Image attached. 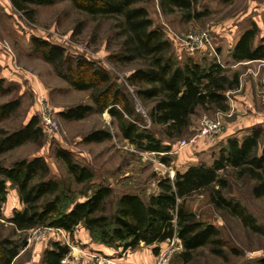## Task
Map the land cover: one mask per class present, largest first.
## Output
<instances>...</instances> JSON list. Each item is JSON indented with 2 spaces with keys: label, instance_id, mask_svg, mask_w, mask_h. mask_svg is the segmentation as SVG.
Instances as JSON below:
<instances>
[{
  "label": "trees",
  "instance_id": "trees-1",
  "mask_svg": "<svg viewBox=\"0 0 264 264\" xmlns=\"http://www.w3.org/2000/svg\"><path fill=\"white\" fill-rule=\"evenodd\" d=\"M57 0H11L13 6L28 15L35 14L30 5H48ZM73 5L93 17L114 19L116 35L120 38L119 52L112 55L120 62L140 61L128 77L142 100L151 102L149 116L154 125L163 126L168 139L182 137L190 126L191 118L199 108L225 111L229 108L227 92L240 85L239 74L232 76L217 60L197 59L189 54L183 61L173 55V42L164 30L154 24L146 0H70ZM164 15L179 14L184 22L206 16L200 11L198 0H157ZM230 3L235 0H222ZM258 27L253 24L243 31L235 43L231 57L236 62L264 60V42L255 43ZM34 49L56 73L75 89L91 90L92 104H77L61 111L66 120L83 119L93 112H109L117 119L123 138L137 148L155 152H170L171 145L163 143L153 131L139 125L141 118L134 111L127 92L112 80L109 72L84 56L68 55L62 46L39 37L31 38ZM12 87L0 78V95L10 93ZM19 99L0 104V121L9 118L20 106ZM121 108H119L118 106ZM127 115V116H126ZM38 116L14 131L0 128V154L27 142H38L43 137ZM112 134L106 129L88 133L86 142H102ZM55 157L62 160L69 178L54 177L45 157L21 158L11 166L0 164V218L7 200L8 183L18 192L23 209H15L8 222L18 233L47 226L62 229L73 235L83 225L92 241L123 252L135 251L141 244L154 245L178 237L183 246L180 253L184 262H190L194 252L211 246L217 256L226 257L220 229L213 223L197 218L186 201L188 197L206 190L210 202L219 209L239 217L245 226L264 235V227L239 201L228 198L222 190L228 180L221 175L233 169L239 177L247 176L255 183L252 194L264 196V126L248 128L241 137L234 135L215 151L209 162L191 164L186 170H176L174 178L165 177L158 183L160 191L143 199L137 193L119 196L113 211L108 210L112 188L100 184L85 199L77 198L73 184H84L94 178V172L77 162L72 153L55 148ZM168 154V153H167ZM170 156H164L169 162ZM26 238L0 240V264H14L26 246ZM71 248L60 240L45 248V264H63ZM153 252H160L159 245ZM251 264H264V257Z\"/></svg>",
  "mask_w": 264,
  "mask_h": 264
},
{
  "label": "rangeland",
  "instance_id": "rangeland-1",
  "mask_svg": "<svg viewBox=\"0 0 264 264\" xmlns=\"http://www.w3.org/2000/svg\"><path fill=\"white\" fill-rule=\"evenodd\" d=\"M143 4L149 9L154 24L160 26L167 37L168 30L180 36L201 31L210 34L213 46L208 45L205 50L193 55L197 59L221 62L230 76L239 74V87L227 92L229 108L225 111L199 108L192 116L186 133L170 140L164 134L165 128L154 125L150 119L152 103L138 97L136 88L127 80L141 62H120L112 57L120 48V38L116 35L113 18L93 17L77 9L70 0L30 5L35 9L34 16H30L17 10L11 0H0V52L7 56L0 59V78H5L7 85L12 87L10 93L0 95V104L13 99H19L21 103L9 118L0 121V128L14 131L24 126L33 116H38L41 121L45 106L51 108L58 123L57 131L47 132L42 129L44 135L40 141L27 142L0 154V164L11 166L18 159L40 155L45 157L52 175L64 180L69 178L67 167L54 154L55 148L62 147L70 151L77 162L94 172L90 182L73 184L77 198L83 200L96 186L108 185L113 193L107 206L109 211H113L120 195L137 193L147 199L160 191L159 181L165 177L173 179L177 169L209 162L230 136L241 137L252 126H264V60L236 62L231 57V51L240 35L253 24L259 29L255 43L264 42V0H235L230 3L198 0L197 9L207 11L208 14L190 22H184L179 14H162L157 0H146ZM32 37L62 46L66 54L84 56L106 69L112 80L130 96L134 111L141 118L139 125L153 131L163 143L171 145L170 152L137 148L123 138L117 119L107 111L93 112L79 120L64 119L61 116L64 109L80 103H93L91 90L75 89L61 78L52 64L34 49ZM173 55L183 62L189 53L174 43ZM204 117L219 121L220 129L210 136H199L200 123ZM98 129L110 131L112 137L102 142L84 140L88 133ZM184 141L187 143L183 144ZM164 156H170V161L164 162ZM221 175L229 182L228 187L222 190L223 194L244 205L257 223L264 227V196L255 197L252 194L255 181L247 176L239 177L230 168L221 172ZM186 205L196 213L198 219L211 222L220 229L226 257L217 256L211 251V246H205L196 250L193 259L186 263L180 256L182 242L174 237L165 241V247L170 246L174 250L169 264H251L264 257V235L245 226L239 217L216 208L210 202L208 191L192 194ZM23 207L17 190L8 183L3 218H0V240L4 237L27 240L14 264H45L42 261L43 252L55 240L71 248L63 264H108L109 260L135 264L131 260L133 252L145 247L142 243L135 251L123 252L121 248L104 245L106 250H99L96 247L103 244L92 241L90 232L83 225L77 226L78 234L84 236L88 233L90 244L94 246L82 243V237L78 241L74 233L70 235L47 226L18 233L7 219L15 209L21 210Z\"/></svg>",
  "mask_w": 264,
  "mask_h": 264
},
{
  "label": "built area",
  "instance_id": "built-area-1",
  "mask_svg": "<svg viewBox=\"0 0 264 264\" xmlns=\"http://www.w3.org/2000/svg\"><path fill=\"white\" fill-rule=\"evenodd\" d=\"M167 35L168 38L178 46V48L189 54L201 52L205 50L208 45L213 46L210 34L207 31H201L198 33H189L180 36L172 32L171 30H168ZM40 126L44 131L47 132H54L58 130V123L52 115L51 108L48 106H45L43 112L41 113ZM219 129H220L219 121H216L215 119H210L208 117H204L200 123L199 136H210L212 135V133L217 132ZM185 143H187V141L183 142V144ZM58 230H60L61 232H65L62 229H58ZM168 240L170 241L171 239ZM173 251H174L173 248H171L170 246L161 248L153 264H169V260ZM108 264H129V263L116 261V260H109Z\"/></svg>",
  "mask_w": 264,
  "mask_h": 264
},
{
  "label": "crops",
  "instance_id": "crops-1",
  "mask_svg": "<svg viewBox=\"0 0 264 264\" xmlns=\"http://www.w3.org/2000/svg\"><path fill=\"white\" fill-rule=\"evenodd\" d=\"M4 57H7L6 54L4 52H0V59H3ZM188 167L189 166H187L184 169H177V170L184 171ZM80 237H82V239L84 241L82 243H84L86 245L91 243V237L88 235V233H85L84 236H80L78 234V229H75L74 238L78 239V241H79ZM166 244H167V242L164 241V242H161L159 244L144 245L145 247L142 246L143 247L142 249H140L138 251L136 250L135 252H133V256L131 257V260L135 264H153L154 260H155V258L157 256V254H155L153 252V248L156 245H159L160 250H161V248L165 247ZM90 246H94V245L90 244ZM96 248L99 249V250H106L104 245H98ZM152 255H154V257H152Z\"/></svg>",
  "mask_w": 264,
  "mask_h": 264
}]
</instances>
